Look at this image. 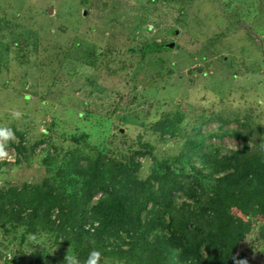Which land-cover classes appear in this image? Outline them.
Listing matches in <instances>:
<instances>
[{"label":"rangeland","instance_id":"374dc122","mask_svg":"<svg viewBox=\"0 0 264 264\" xmlns=\"http://www.w3.org/2000/svg\"><path fill=\"white\" fill-rule=\"evenodd\" d=\"M153 43L165 47L148 52ZM220 121L264 146V0H0V129L29 148L18 164L4 150L0 187L41 184L71 155L138 161L145 179ZM207 140L222 153L242 145ZM263 222L237 250L254 264H264ZM86 248L0 226V264H85ZM98 264L141 263L109 254Z\"/></svg>","mask_w":264,"mask_h":264},{"label":"trees","instance_id":"16d2710c","mask_svg":"<svg viewBox=\"0 0 264 264\" xmlns=\"http://www.w3.org/2000/svg\"><path fill=\"white\" fill-rule=\"evenodd\" d=\"M219 123V131L199 129L175 160L155 163L145 179L138 161L71 155L65 166H49L54 173L41 184L0 187V226L53 233L56 241L141 264H254L237 250L254 231L253 219H264V146L252 150L241 128ZM11 132L3 148L13 150L18 164L29 148L23 134ZM225 137L241 147L222 153L207 140ZM259 238L264 243V222Z\"/></svg>","mask_w":264,"mask_h":264},{"label":"clouds","instance_id":"9594fccd","mask_svg":"<svg viewBox=\"0 0 264 264\" xmlns=\"http://www.w3.org/2000/svg\"><path fill=\"white\" fill-rule=\"evenodd\" d=\"M12 136L10 130L0 129V139L8 140ZM7 153L4 151L3 145L0 144V159L7 157ZM101 253L97 250H93L88 259L85 261V264H98L100 261ZM69 264H79V261L75 257L69 258Z\"/></svg>","mask_w":264,"mask_h":264},{"label":"water","instance_id":"95a60500","mask_svg":"<svg viewBox=\"0 0 264 264\" xmlns=\"http://www.w3.org/2000/svg\"><path fill=\"white\" fill-rule=\"evenodd\" d=\"M173 47V44H169V48H172Z\"/></svg>","mask_w":264,"mask_h":264}]
</instances>
